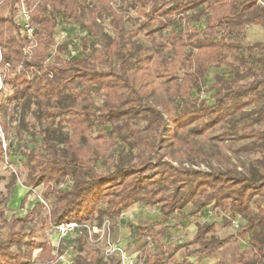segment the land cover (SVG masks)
<instances>
[{"label": "trees", "instance_id": "1", "mask_svg": "<svg viewBox=\"0 0 264 264\" xmlns=\"http://www.w3.org/2000/svg\"><path fill=\"white\" fill-rule=\"evenodd\" d=\"M7 1L1 0L0 4V65L5 68L1 80L11 88V94L7 102L0 101V115L7 113L10 103L11 119L20 108V116L15 117L20 125L15 126L17 140L24 139L23 127L28 124L25 115L32 104L37 121L43 116H58L73 131L68 136L39 127L29 132L35 142L40 138L39 149L22 152L28 168L26 185H46L44 197L51 194L56 201L50 207L49 228L67 221H77L84 228L94 218L115 217L134 202L158 204L160 220L129 224L134 235L148 239L157 248L147 255L144 264H164V259L192 245L196 246L187 249L186 255L211 254L237 236L246 240L252 251L248 258L240 255V264H264V76L239 52L245 47L264 53V40L243 46L227 38L248 25L264 30V0H138L142 24L155 23L149 32L169 29L162 45L171 52L164 57L137 48L135 32L124 29V16L110 0H98L99 4L91 6L77 3L73 7L66 6L63 0H29L31 37L14 20L16 7L12 3L6 8ZM201 16L203 29L190 25ZM59 18L80 23L87 30V38L82 40L81 55L65 58L58 50L49 60ZM106 19L112 35L104 27ZM177 19L186 21L179 32L171 28ZM210 66L228 68L231 76L216 74L206 90L208 94L190 96L194 87L204 91L202 82ZM159 88L168 98L180 99L174 112L167 103L145 99ZM91 92L104 97L102 105L89 109L74 103ZM250 107L249 121L222 130L219 137L225 140L233 136L244 141L236 152L256 156L242 164L222 151L216 164L207 169L195 168L194 137L206 136ZM119 118L143 121L144 125L117 124ZM1 121L7 128V121ZM93 122L111 126L110 133L104 128L94 138L111 146L116 143L111 135L116 129L126 128L120 137L128 150L103 159V171L96 167L102 150L86 153L83 149V138ZM173 144L182 146L184 152L174 156ZM181 156L189 161L188 166ZM1 157L0 142V161ZM66 180L72 181L70 188L56 186ZM189 205L190 216L212 206L228 212L227 222L240 216L244 224L236 234L219 238L209 236L215 222H198L190 241L163 244L160 237L166 226L162 223ZM34 216L29 209L25 214L14 211L7 217L0 206V227L5 228L0 235V264H24L35 248H40L38 257L44 259L41 264L57 257L51 253L49 243L35 240L34 229H23L25 221ZM84 240L81 235L80 250L72 264H120L118 258L103 260L96 256ZM23 243L26 251L21 250ZM13 246L17 249L13 250ZM215 264L227 263L219 259Z\"/></svg>", "mask_w": 264, "mask_h": 264}, {"label": "rangeland", "instance_id": "2", "mask_svg": "<svg viewBox=\"0 0 264 264\" xmlns=\"http://www.w3.org/2000/svg\"><path fill=\"white\" fill-rule=\"evenodd\" d=\"M30 1L17 0V2L14 3L13 0H8L6 2V8L10 7L12 3L13 6L16 7L14 20L17 23H20L19 13L22 8H25L30 16ZM63 1L68 7H73L77 3L85 6L99 4L98 0ZM110 4L118 11L122 12L124 16L122 22L124 29L135 32L133 41L141 52H152L158 54L160 57L167 56L171 52V48H166L162 45V42L166 41L169 35V29H163L154 33L149 32V29L153 27L155 23L142 24L144 18L139 16L138 7L140 3L138 0H110ZM108 20L109 19H106L104 21V27L108 33L112 35ZM189 23L201 30L204 27L203 16ZM185 24V20L177 19L171 25V28L179 32L183 30ZM54 37L55 44L49 50L51 53L49 60L53 59L58 50H61L60 54L62 57H75L81 55L83 52L82 40L87 38V30L78 22H74L71 19L63 20L59 18ZM227 38L228 40L240 42L245 46V44L249 42L264 40V30L256 25H248L239 33H230ZM239 52L251 60L255 68L264 76V53L262 51L248 50L242 47L239 49ZM4 70V66L0 65V101L7 102L6 98L11 94V88L7 87L1 80ZM216 74L231 76V72L228 68H215L210 66L202 82V89L204 91L200 92L194 87L190 90V96L201 97L208 94L206 90L211 86ZM145 99L153 103H156V101L161 102V104L167 103L172 112L176 110L180 103V99L177 97L168 98L161 88L154 89ZM103 102L104 97L94 92H91L86 97L74 100L75 104L82 108L89 109L97 108L102 105ZM8 107L10 109L12 103H10ZM160 108H162V105H160ZM9 109L5 115H0V142L2 148V157L0 161V206L4 208L7 217L14 211L17 214H25L29 209L34 211L35 216L25 221L23 229H34L36 232L35 240L43 241L47 244L49 243L52 246L51 253L57 255V257L47 261V264H72L73 257L77 255L80 250L79 238L81 235L85 236L84 242L87 248L93 251L96 256L102 257L103 260L118 258L121 264L120 251H118V249L111 250L114 246H117L120 247L124 253L128 254L129 257L134 258V264H143V258L146 256L147 250H155V244L148 239L134 236L129 224H147L152 221L160 220L162 217L160 205L134 202L127 208L122 209L115 217L110 218L103 215L94 218L90 223H86L84 228L79 226V228L70 231L65 236L59 237L53 231L49 230L50 225H47L50 207L54 205L56 201L51 194H48L47 198L44 197L46 185H39L34 188L26 185L28 168L25 165L26 157L22 152H28L29 149H39L40 138L35 142L32 135L29 133L30 131H37L40 127L57 131V133H66L68 136H71L73 132L72 127L67 123H61L58 116H43L37 121L35 119L36 115L33 114V112L36 111V107L32 104L25 115L28 124L23 127L24 139L17 140L15 126L19 125L17 118L20 116V108H18V111L14 114V118L12 119L11 116H9ZM250 109L251 107L246 108L243 113L233 116L230 121L209 131L206 136L196 135L194 137V146L197 148V152L193 157V166L195 168L207 169L210 164H216L218 162L217 158L221 155L222 151L227 152L234 161L241 162L242 164L247 163L248 157L254 158L256 156L255 153L247 155L243 152H236L244 141L236 140L233 136L225 140H221L219 137L221 136L220 132L222 130L230 128L232 125L241 126L244 122L249 121L250 116L247 113ZM16 116L17 118H15ZM1 119L7 121V128L3 127ZM134 120L135 119L132 118H119L117 124L126 122L131 127H142L144 125L143 121L136 123ZM104 128H106L105 131L107 133H110L111 126L109 124L102 126L99 123L93 122V124L89 126L82 142L83 149L86 153H92L97 149L100 151L102 150L103 155L96 162V167L100 171L106 170V167L101 162L103 159L106 160L111 157H117L119 153H125L128 150V145L124 143L120 137V134H123L126 128L121 127L120 129H116V132L111 135L116 142L113 146L94 139ZM178 135L182 136L180 133ZM106 140L107 139H105V142ZM3 146H5V148ZM172 148L175 152L174 156L179 155L177 153L178 151L184 152L182 146L173 144ZM130 150L133 152L135 149L131 148ZM180 159L183 161L184 165L188 166L190 164L185 156H181ZM174 164H177V161H175ZM71 185L72 181L66 180L58 183L56 186L68 189ZM189 209L190 205L182 210L181 215H173L162 223L166 226L165 233L161 238L163 241L177 243L179 240H185L192 235L190 231L191 227L189 226H193L198 222H215V230L209 233V236L213 235L214 237L217 236L222 238L232 233L236 234L242 224H244V220L240 216H236L235 220L239 225L235 227L233 221L227 222V211L219 210L212 206L205 207L197 216L188 215L187 212ZM4 230L5 228L0 227V235ZM12 249L16 250L17 248L13 246ZM21 250H27V245L25 243L21 245ZM39 253L40 248L33 249L31 258L25 259L24 264H41L44 259L38 257ZM242 253L245 258L252 255V251L249 246H247L246 240L237 236L233 241L225 244L218 250L216 255L227 264H240V255ZM166 264H173V262H166Z\"/></svg>", "mask_w": 264, "mask_h": 264}, {"label": "crops", "instance_id": "3", "mask_svg": "<svg viewBox=\"0 0 264 264\" xmlns=\"http://www.w3.org/2000/svg\"><path fill=\"white\" fill-rule=\"evenodd\" d=\"M182 214V211L181 212H179V213H176L175 215H177V216H179V215H181ZM186 216V215H185ZM185 219V218H184ZM153 222V221H152ZM189 227H191L190 229V231L192 232V235L191 236H189V237H187L185 240H179L177 243H172V242H165V241H163L161 238H162V236L164 235V233H163V235L160 237V241L163 243V244H172V245H176V244H182V243H185V242H188V241H190L192 238H193V236L195 235V233H196V231H197V225L195 224V225H193V226H189ZM134 236H136V235H134ZM137 237V236H136ZM217 237V236H216ZM137 238H139V237H137ZM219 238H222V237H219ZM196 245H192V246H189L188 248H185V247H183V248H181L179 251H177L176 253H175V255L173 256V257H171L170 259H168V260H166V259H164L163 260V263L164 264H166V262H170V261H172L173 262V264L175 263V262H180V261H182V260H185V261H187V264H215V263H217L218 261H219V259H221V258H219V257H217V251L216 252H214V253H211V254H206V255H199V254H194V255H186V250L187 249H192L193 247H195ZM222 248V247H221ZM220 248V249H221ZM147 250V249H146ZM156 250H157V248H156V246H155V250H147V252H146V256L143 258V264H144V262H145V258L147 257V255L148 254H150V253H154V252H156ZM180 254V255H179Z\"/></svg>", "mask_w": 264, "mask_h": 264}, {"label": "built area", "instance_id": "4", "mask_svg": "<svg viewBox=\"0 0 264 264\" xmlns=\"http://www.w3.org/2000/svg\"><path fill=\"white\" fill-rule=\"evenodd\" d=\"M20 23L21 25L26 29L27 35L31 37L32 35V27L30 24V16L29 12L22 8L20 13ZM5 148V146H3ZM233 225L235 227H238V222L234 219H232ZM80 224L77 221H67L64 223L53 225L49 228V230L53 231L55 234L60 236H65L67 233H69L72 230H75L76 228H79ZM118 249L120 251V258H121V264H134L135 260L134 258L129 257L128 254L124 253L120 247L114 246L111 250Z\"/></svg>", "mask_w": 264, "mask_h": 264}]
</instances>
